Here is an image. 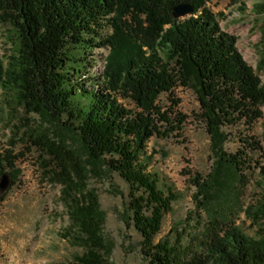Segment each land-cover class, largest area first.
Wrapping results in <instances>:
<instances>
[{"label": "trees", "instance_id": "16d2710c", "mask_svg": "<svg viewBox=\"0 0 264 264\" xmlns=\"http://www.w3.org/2000/svg\"><path fill=\"white\" fill-rule=\"evenodd\" d=\"M210 1L0 0V24H10L16 36L12 53L0 54V90L73 133L87 161L65 142L46 144L63 165L60 181L70 214L63 236L83 247L69 264H113L112 242L103 232L105 213L96 194L86 193L85 165H102L128 184L127 223L141 233L149 264H264V236L248 235L213 216L206 241L192 253L180 241H155L179 194L161 189L158 175L148 170L153 154L147 143L152 137L181 136L187 119L175 108L178 98L163 110L157 104L161 94H172L179 85L195 87L198 94V116L216 161L208 178L200 172L190 177L196 206L208 210L221 183L245 178L256 167L247 150L261 148L252 140L235 153L225 150V126L250 127L262 117L264 81L243 59L236 37L220 27ZM183 3L194 12L175 18L172 8ZM255 9L264 14V0ZM93 47H105L108 54L97 86L90 88L78 75L89 66L86 54ZM117 95L131 99L138 110L125 107ZM257 167L264 182V164ZM0 169L2 175L1 155ZM262 217L263 206L254 220Z\"/></svg>", "mask_w": 264, "mask_h": 264}, {"label": "rangeland", "instance_id": "374dc122", "mask_svg": "<svg viewBox=\"0 0 264 264\" xmlns=\"http://www.w3.org/2000/svg\"><path fill=\"white\" fill-rule=\"evenodd\" d=\"M261 2L211 0L207 6L217 15L220 27L236 37V47L243 59L264 81V14L255 9ZM11 31L10 24H0V54L4 58L14 49L16 36ZM107 54L105 47L87 51L89 66L78 75L83 78L81 82L90 88L97 86L96 79L102 73ZM117 98L125 107L138 110L131 99L118 95ZM175 98L180 100L175 108L187 115L181 136L152 137L147 143L148 152L153 154L148 170L158 175L161 189L167 192L170 188L179 194L172 210L164 216L155 241L168 239L173 244L180 241L192 253L206 241L212 216L222 219L224 224L240 226L248 235L264 236V217L254 220L255 213L264 207V182L257 167L258 162L264 164V104L260 107L262 117L252 126L240 122L224 127L228 134L224 147L229 153L243 149L246 141L259 142L261 148L247 150L256 167L248 169L242 180L232 184L230 181L231 185L221 183L208 210H204L196 206L197 189L190 183V177L200 172L208 178L213 171L216 157L211 150V137L198 116L200 102L196 88L179 85L172 94H161L157 104L167 110ZM79 100L86 103L85 99ZM38 139L42 144H35ZM49 142L56 145L65 142L70 151L78 150V157L87 162L73 133L20 104L11 92L0 90V155L5 167L0 175V264H69L76 254L83 252L82 246L63 236L70 225L64 185L60 181L63 165L61 158L47 150ZM101 166L93 169L85 165L86 193L96 194L105 213L103 232L112 242V263L149 264L142 252L141 233L127 223L128 184L118 173L108 174ZM5 175L7 186L2 188ZM218 180L221 182L222 176Z\"/></svg>", "mask_w": 264, "mask_h": 264}, {"label": "water", "instance_id": "95a60500", "mask_svg": "<svg viewBox=\"0 0 264 264\" xmlns=\"http://www.w3.org/2000/svg\"><path fill=\"white\" fill-rule=\"evenodd\" d=\"M193 12H194L193 6L187 3L179 4L172 8V13L175 18H185V17L190 16ZM6 177L7 176L5 175L4 182L1 183L2 188H5L7 186Z\"/></svg>", "mask_w": 264, "mask_h": 264}]
</instances>
